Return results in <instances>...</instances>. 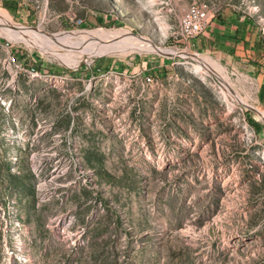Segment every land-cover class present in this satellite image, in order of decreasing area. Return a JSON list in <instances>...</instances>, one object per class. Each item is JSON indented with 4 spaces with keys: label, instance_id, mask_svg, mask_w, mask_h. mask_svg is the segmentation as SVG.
Here are the masks:
<instances>
[{
    "label": "rangeland",
    "instance_id": "rangeland-1",
    "mask_svg": "<svg viewBox=\"0 0 264 264\" xmlns=\"http://www.w3.org/2000/svg\"><path fill=\"white\" fill-rule=\"evenodd\" d=\"M192 4L264 24V0H0L51 37L82 20L184 54L0 33V264H264V107L240 63L177 38Z\"/></svg>",
    "mask_w": 264,
    "mask_h": 264
},
{
    "label": "crops",
    "instance_id": "crops-1",
    "mask_svg": "<svg viewBox=\"0 0 264 264\" xmlns=\"http://www.w3.org/2000/svg\"><path fill=\"white\" fill-rule=\"evenodd\" d=\"M19 6H14L17 12H20ZM233 7L218 13L207 32L193 39L190 45L230 63H240L247 75L254 76L258 101L264 107V24L257 22L251 11L242 10L238 5ZM107 18L112 20V16L109 18L107 15ZM98 19L100 22L105 21L102 16ZM157 58L155 61L159 60V66L163 67L166 60ZM133 69L126 67L124 72Z\"/></svg>",
    "mask_w": 264,
    "mask_h": 264
},
{
    "label": "bare ground",
    "instance_id": "bare-ground-1",
    "mask_svg": "<svg viewBox=\"0 0 264 264\" xmlns=\"http://www.w3.org/2000/svg\"><path fill=\"white\" fill-rule=\"evenodd\" d=\"M165 4L167 6L169 5L168 3ZM167 9L173 11L171 8H167ZM0 33L16 41H26L31 43L32 45H37L45 51H47V47L52 43L54 44L61 43L63 45H74L77 43H82L83 45H87V46L78 47V48L81 49L82 52L87 51L94 55L122 53L126 51H147L152 48L155 49V51H163L173 55L181 54L174 50H168V49L161 50L158 48H154L149 42H145L144 39L138 38L136 36H132L130 35L129 32H125V31L114 32L104 29L90 30V31L85 30V31L69 32L63 37L61 36L51 37L46 35L45 33L39 31L34 32L29 28L21 26L20 24L14 21V19L10 14L1 10H0ZM175 34L177 36V33ZM79 40L81 42H78ZM186 52L187 51H185L184 53ZM181 55L184 54L182 53ZM65 59L70 64H76L79 62L78 58L68 59L66 57ZM195 59L197 62H199L198 64H196L194 68L196 72L201 73L203 68H205L208 72H213V74L215 73L221 79V82H223L224 86H226L228 90L231 89L229 78L224 74L223 71L224 68L222 69L212 59L204 57L200 54H195ZM110 75L114 76L112 74H105V72H103L102 74H100L99 77H108ZM234 98L238 99L240 97L238 95H234ZM259 111H260L259 115H261L264 118V110H259Z\"/></svg>",
    "mask_w": 264,
    "mask_h": 264
},
{
    "label": "built area",
    "instance_id": "built-area-1",
    "mask_svg": "<svg viewBox=\"0 0 264 264\" xmlns=\"http://www.w3.org/2000/svg\"><path fill=\"white\" fill-rule=\"evenodd\" d=\"M75 22L80 28L76 31L87 30L82 29V26L85 24L82 20ZM211 23V12L206 7H202L198 4H192L179 18L180 30L179 32H177V38H179V40H182L185 45H190L193 39L207 32Z\"/></svg>",
    "mask_w": 264,
    "mask_h": 264
},
{
    "label": "water",
    "instance_id": "water-1",
    "mask_svg": "<svg viewBox=\"0 0 264 264\" xmlns=\"http://www.w3.org/2000/svg\"><path fill=\"white\" fill-rule=\"evenodd\" d=\"M23 27H26V26H23ZM29 28H30V27H29ZM30 29H31V28H30ZM33 30H37V31H38V30H40V29H39V28H35V29L33 28ZM141 38L144 39V40H146V38H144V37H141ZM148 41H149V40H148ZM151 42H152V41H151ZM157 48L159 49V47H157ZM159 52L162 53V54H164V53L166 54V52H163V51H159Z\"/></svg>",
    "mask_w": 264,
    "mask_h": 264
}]
</instances>
